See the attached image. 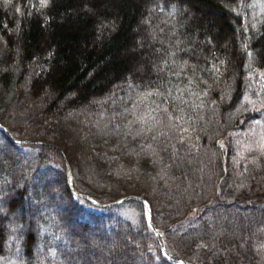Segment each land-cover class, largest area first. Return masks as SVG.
<instances>
[{
	"label": "trees",
	"instance_id": "1",
	"mask_svg": "<svg viewBox=\"0 0 264 264\" xmlns=\"http://www.w3.org/2000/svg\"><path fill=\"white\" fill-rule=\"evenodd\" d=\"M263 71L264 0H0V264H264Z\"/></svg>",
	"mask_w": 264,
	"mask_h": 264
},
{
	"label": "rangeland",
	"instance_id": "2",
	"mask_svg": "<svg viewBox=\"0 0 264 264\" xmlns=\"http://www.w3.org/2000/svg\"><path fill=\"white\" fill-rule=\"evenodd\" d=\"M259 78H260V85L258 87V91L261 94L262 98L264 99V71L260 73ZM15 215H18V213H15ZM138 263H139L138 261L135 262V264Z\"/></svg>",
	"mask_w": 264,
	"mask_h": 264
},
{
	"label": "water",
	"instance_id": "3",
	"mask_svg": "<svg viewBox=\"0 0 264 264\" xmlns=\"http://www.w3.org/2000/svg\"><path fill=\"white\" fill-rule=\"evenodd\" d=\"M97 205H101V204H98V203H96ZM101 206H103V205H101ZM145 208H146V212H147V214H148V217H149V207L145 204Z\"/></svg>",
	"mask_w": 264,
	"mask_h": 264
},
{
	"label": "snow or ice",
	"instance_id": "4",
	"mask_svg": "<svg viewBox=\"0 0 264 264\" xmlns=\"http://www.w3.org/2000/svg\"><path fill=\"white\" fill-rule=\"evenodd\" d=\"M249 55H252V53H249Z\"/></svg>",
	"mask_w": 264,
	"mask_h": 264
}]
</instances>
